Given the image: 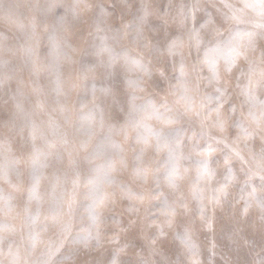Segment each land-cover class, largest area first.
<instances>
[{"label":"rangeland","instance_id":"obj_1","mask_svg":"<svg viewBox=\"0 0 264 264\" xmlns=\"http://www.w3.org/2000/svg\"><path fill=\"white\" fill-rule=\"evenodd\" d=\"M52 0H3L5 7L0 8V59L9 61L3 69L4 77H11L0 83V145L4 146V156H0V163H4V157L19 160L20 170L24 173L23 183L18 188H12L7 183L0 184L6 193L11 192L15 197L16 209L10 215L0 212L5 222L10 224L13 232L8 235L4 244V260L7 264V250L9 243L13 250H19L21 264H42L47 258L49 251L58 248L52 256L50 264H111L114 250L123 248L119 255V264H260L264 260V221L260 219L256 208L249 210L247 215H242L243 201L239 200L241 189L244 188V172L239 160H233L232 167L237 174V183L229 188V197L223 208H213L208 203L207 216L210 218L206 223L196 213L197 203L191 199V179L181 182L177 192L162 184L160 191L169 200L176 195L187 198L188 208L192 215L178 214L174 220V227L166 229V235L156 239L154 247L161 255H154L148 247V240L155 238L157 228L155 225L145 227V210L157 213L160 208L158 200L149 196L148 190L152 184V174L159 170L163 171V164L167 159V152H155L149 148L144 153L145 167L149 171V182L141 184L132 175L133 160L139 153L142 145L136 143V132L129 129L127 136L124 133L113 134L112 143L119 145L122 149L120 155L111 144H106L102 155L97 157L92 164L85 160L86 152L81 148V142L88 141V152L93 151L97 145L104 142L108 135L109 126L119 128L124 124L127 109L132 100V89L128 81L135 79L134 72L125 73L120 64L115 68L116 75L108 77L103 74L102 69L90 73L87 79L84 76L81 65H93L97 58L92 54V45L97 40V33L93 27L94 9H84V3L95 5L103 3L112 15L108 18L111 31H116L123 25L134 21L143 15L142 6L147 3L151 5V11L144 24V36L152 45L164 46L176 40L183 34V29L178 21V8L181 4L190 3L191 0H82L81 7L76 19L70 15V9L76 0H54L57 7L45 16L41 9ZM223 0H200V8L197 10L195 19H190L188 27L199 28L209 18L221 25L220 32L227 39L234 26L225 20L222 8ZM236 7L242 6V0H228ZM39 6V7H38ZM68 15L69 23L65 28L57 32L62 45L66 41L71 44L72 49L62 47L59 58L48 56V37L56 27L57 18ZM243 27V26H241ZM25 28V30H24ZM35 29V36L39 40V51L41 56L35 65L28 63L25 49L33 40L29 39ZM185 40L187 37L185 36ZM124 46L134 47L136 51L143 53L153 61L152 75L148 78L144 91L138 95L145 96L149 100L161 103L167 95L168 82L160 77L163 71L171 79L178 72L173 69L171 57L157 60L149 49L130 45L128 39L116 44V50L120 51ZM212 46V45H209ZM203 50V46H202ZM185 54L195 57L194 47L183 49ZM259 53H257V56ZM35 59V58H34ZM178 59V57H177ZM56 62L58 73L49 69V65ZM61 63L62 66L58 64ZM121 67V68H120ZM35 68L37 74H34ZM59 74L63 83L65 95L57 97L52 91ZM110 87V96L97 93L95 97L91 94V87ZM171 83H175L171 79ZM39 87L40 92L35 89ZM23 104L25 111L31 114V120L38 125H43L47 130L48 122L53 121L59 129V136L53 137L49 134L48 139L52 141L53 147L47 148L44 142L37 140L38 146L44 147L45 151L51 152L48 159V167L43 170L40 181V222L38 226L29 227L30 221L24 211L27 195L25 189L29 183L28 171L30 170L32 153V141L30 138V125L26 124L17 114L16 104ZM66 106L71 115V123L66 122L59 112L60 105ZM95 104L97 110L105 114L103 127L97 122L92 125L91 134L85 135L79 131L81 117L87 116ZM40 105H43L41 108ZM145 123L156 128L161 123L155 119L145 118ZM7 124V126H5ZM198 131V126L195 127ZM191 131L188 133L191 136ZM61 136L63 139H61ZM234 138V137H231ZM63 140H67L64 143ZM154 143V141H153ZM192 141L184 138L182 149L185 154L191 148ZM259 150V138L251 145ZM224 145H220L214 154L217 161V175L209 186L205 195H212L211 189L216 186V181H221L225 175L223 167ZM60 158L57 159L56 156ZM127 161V167L120 163V156ZM112 160L115 171L113 173L117 184L124 185L133 193H145L143 201H130L120 195L119 189L104 183L102 176H95L93 169L103 167L105 163ZM185 167H189L185 162ZM77 173H79L77 177ZM195 170L190 168L187 176L194 177ZM162 179V175L160 177ZM89 179H94L96 186L103 192L112 194L113 202L102 209L103 233L99 247L85 249L80 238L87 235L90 221L84 213V208L91 202ZM73 180H77L75 189ZM13 183H17L13 179ZM259 183V179H256ZM53 190L60 201V211L56 218H52L50 206L53 203ZM135 204L139 212L128 211L130 205ZM207 203V201H206ZM72 206L69 217L68 205ZM0 207H3L0 205ZM35 211L36 205H32ZM6 211V210H5ZM113 217L119 221V225L113 222ZM71 224L70 231L64 232L66 222ZM160 221L157 220L156 223ZM188 227L191 231L192 240L196 247V255L190 257L185 253L181 245L178 233H183ZM39 232V237L32 247L30 233ZM7 235V234H6Z\"/></svg>","mask_w":264,"mask_h":264},{"label":"snow or ice","instance_id":"obj_2","mask_svg":"<svg viewBox=\"0 0 264 264\" xmlns=\"http://www.w3.org/2000/svg\"><path fill=\"white\" fill-rule=\"evenodd\" d=\"M81 3L82 0H76V4L70 9L73 19L78 17L77 9L81 7ZM83 6L85 10L90 7L94 9L93 27L97 33V40L92 45V54L97 58V61L93 65H81L85 78L87 79L90 73H94L98 69H102L103 74L111 78L116 75L117 64L121 65L126 74L128 72L136 74L134 80L128 81L132 89V100L127 109L124 124L119 128L109 126L104 142L97 145L91 152L87 151L88 141H82L80 146L86 152L85 160L88 164H92L97 157L103 154L106 144H111L116 150V154L120 155L122 149L119 145L112 143V135L124 133L127 136V132L131 128L136 132V143L142 145L133 160L132 175L141 184H147L149 171L145 167L143 159L145 151L151 148L155 152H167L163 171L161 173L157 170L152 174L151 180L154 187L150 188L147 193L153 199L158 200L160 204L157 213L145 210L144 216L146 228L152 225L157 228L156 237L148 240V247L153 254L161 255L154 247L156 239L165 236L166 229L174 227L175 217L178 214L192 215L186 197L176 195L172 200H169L160 191L161 185L165 184L177 192L182 181L191 179V199L197 203L196 213L210 226V218L207 216L208 203L213 208H223L230 195L229 188L237 183V174L232 167L233 160L240 161L241 169L244 172L242 181L244 188L241 189L239 196V200L243 201L242 215H247L250 209L256 208L259 211L260 219L264 221V0H242V6L239 8L228 0H223L222 8L225 10L223 16L230 25L234 26L227 39L220 32L221 25H218L213 18L206 20L199 28L188 27L189 20L195 19L197 10L200 8V0H191L190 3L181 4L178 8L177 22L183 29V34L164 46L152 45L147 42V38L144 36V24L151 11L150 4L145 3L142 6L143 15L116 31L109 29L108 18L112 13L103 3L95 5L84 3ZM2 7L5 5L3 0H0V8ZM56 7L57 4L52 0L42 7L41 11L47 16ZM68 23V15L57 18L56 27L48 37V56L58 59L61 54L67 55L66 52L62 53V47L72 49L71 44L66 41L62 45L57 36V32L65 28ZM185 36L187 40H185ZM29 39L34 43L25 49L28 57L27 62L35 65L41 53L34 28ZM125 39L130 41V45L136 47H139L143 42V47L149 49L157 60L164 57L172 58L173 69L178 72L171 78L175 80V83H171L167 74L160 71L161 79L168 82L167 95L163 102L156 103L145 96L138 95L144 91V86L152 75L154 65L151 59L136 51L134 47L124 46L120 51H117L115 45ZM185 46L195 48V57H192L190 53L185 54L183 51ZM257 53H259L258 56ZM8 63L9 61L0 59V73ZM33 71L38 75L35 68ZM6 79L10 80L11 77H4L0 74V83L5 82ZM35 91L39 93L40 88L37 87ZM52 91L59 103V97L65 95L59 74ZM90 91L93 97L98 92L105 96H110L112 92L110 87L98 89L95 83ZM40 107L42 108L43 105ZM16 109L25 123L30 125L32 153L30 156L31 166L28 171L29 183L25 189L27 200L24 211L30 221L29 227L33 228L40 222V202L42 200L40 181L43 170L48 167V159L52 155L51 152L45 151L44 147L38 146L36 141H43L44 145L50 149L54 145L48 139L49 134L56 137L60 133L58 126L51 120L48 122L47 130L43 125L32 121L31 114L25 111L22 103L17 102ZM69 111L66 106L62 104L59 106V112L63 119L71 123ZM145 118L155 119L164 126L154 128L144 122ZM97 122L103 127L105 114L102 110H97L93 104L90 113L81 117L78 130L85 135H90L92 125ZM196 126H198V131L194 130ZM190 131L191 136L188 135ZM185 137L192 141L187 154L182 149ZM257 137L260 144L258 151L251 146ZM61 139H63L62 136ZM63 142L67 143V140H63ZM220 145H224L225 175L221 181H216V186L211 189L212 195L208 197L205 193L217 175L215 167L217 161L214 159V154ZM0 156H4L3 145H0ZM56 158L60 157L57 155ZM185 162L189 167L184 166ZM120 163L123 167H127V161L122 155ZM19 164L17 159L4 157V163H0V184L7 183L12 188H18L20 183H23L24 173L20 170ZM190 168L195 170V175L191 178L187 176ZM92 171L95 176H102L104 183L119 189L122 197L130 201H143L145 198L144 192L133 193L126 186L117 184L113 175L115 167L112 160L107 161L103 167L98 166ZM78 175L79 173H77V177ZM257 178L259 179L258 184L256 183ZM13 179L17 183H13ZM76 184L77 180H73L74 189ZM89 187L91 202L84 208V213L90 221V228L87 230V235L80 238L85 249L100 246L103 233L102 209L113 202L115 195V193L103 192L96 186L94 179H89ZM15 199L16 197L11 192L6 193L5 189L0 187V205L3 206L0 207V212H4L5 215L13 213L17 207ZM61 199L62 197H57L53 190V203L50 206L53 219L60 211ZM33 204L36 205L35 211L32 208ZM128 211L138 213L139 208L133 203ZM71 213L72 206L69 204L67 215L70 217ZM157 220L160 222L156 223ZM113 222L117 226L119 225V221L115 217H113ZM70 227V221L66 222L63 231L69 232ZM13 231L12 226L6 223L3 217H0V256L5 255L3 246L8 235ZM177 235L185 253L194 257L196 247L190 229L186 227L182 234L178 233ZM38 237L39 232L30 233L33 248ZM56 251L58 248L49 251L42 264H50ZM122 251L121 247L114 250L111 264H119L118 258ZM6 255L8 257L7 264H21L19 250L14 251L10 243ZM0 264H5L4 260H0ZM260 264H264V260Z\"/></svg>","mask_w":264,"mask_h":264},{"label":"bare ground","instance_id":"obj_3","mask_svg":"<svg viewBox=\"0 0 264 264\" xmlns=\"http://www.w3.org/2000/svg\"><path fill=\"white\" fill-rule=\"evenodd\" d=\"M46 5H47V4H46ZM46 5H45V6H46ZM24 30H25V28H24ZM55 64H56V62H53V63H51V64L49 65V69L54 73V75H56V74L58 73ZM58 64H59L60 66H62L60 62H58ZM120 68H121V67H120ZM16 111H17V110H16ZM17 114H18V113H17Z\"/></svg>","mask_w":264,"mask_h":264}]
</instances>
